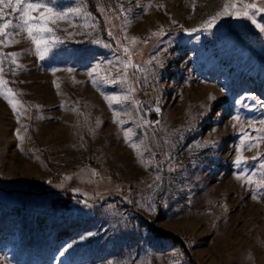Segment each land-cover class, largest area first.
<instances>
[{"label": "rangeland", "instance_id": "1", "mask_svg": "<svg viewBox=\"0 0 264 264\" xmlns=\"http://www.w3.org/2000/svg\"><path fill=\"white\" fill-rule=\"evenodd\" d=\"M30 2L64 14L63 42L41 61L10 27L0 47V264H264V33L204 28L264 0ZM76 189L83 203L51 206Z\"/></svg>", "mask_w": 264, "mask_h": 264}, {"label": "snow or ice", "instance_id": "2", "mask_svg": "<svg viewBox=\"0 0 264 264\" xmlns=\"http://www.w3.org/2000/svg\"><path fill=\"white\" fill-rule=\"evenodd\" d=\"M0 5L3 6V8H9L11 9V12L9 14H5L2 10H0V37H5V39L0 40V47L7 46L8 39L11 37V33H8L6 30L10 27L16 28V29H23L27 32L28 36L31 38L32 43L35 45V53L39 60L43 61L47 54L51 51L53 47H55L57 44L62 43L63 41L60 40L59 37H56L53 35L54 29L49 27L50 24H56L58 20H63L65 18L64 14H53L52 10L48 8L46 5H44L41 2L32 3L30 0H0ZM41 9H43L41 11ZM74 11H79L74 10ZM38 12V15H33V13ZM255 12H264V8H257L255 3L253 4H243L242 8H238L237 4L233 2L231 5L225 4L223 11L218 12L216 16H214L211 20L207 21L204 25V28L211 29L218 18L222 16H232V17H244L248 20H251V22L257 27V29L264 33V26H262L260 23H257V21L253 18V14ZM19 13L18 19L21 21L19 24H13L12 19H9L8 16L12 14ZM87 27V26H86ZM193 31H199V29H195ZM34 33L36 35H34ZM109 36H112V33L109 32ZM114 38V37H113ZM133 43H135V38H133ZM119 44V41L117 42ZM106 47L108 45H105ZM125 53L129 52V49L125 47L123 49ZM17 53H7L6 57L11 58V62L15 63V57L17 56ZM3 59H0V74L4 72L3 68ZM129 64L131 63V58H129ZM164 66L163 60H157L156 67L160 68ZM119 67V65H117ZM125 67H128V64L125 65ZM100 68V64H96L94 67L90 69L88 72L89 77H93L94 75H98L97 69ZM58 71L57 70H53ZM66 71L71 72L72 69H66ZM110 75V74H108ZM113 83L116 81L113 80ZM6 81L2 80L0 78V84H5ZM8 91H11L10 89ZM5 99L8 100V103L12 106L13 112L16 111V105L13 103L12 100L8 99L7 96H5ZM210 99H212L210 97ZM255 99V98H253ZM113 102L116 103V98H113ZM159 109H157L158 111ZM238 119V118H236ZM252 122H250L251 125ZM260 125L264 126V120L259 121ZM195 129H189V132L194 131ZM260 131H264V127L260 129ZM183 137H177V139H182ZM22 139V138H21ZM245 139H249L248 137H245ZM260 142H264V137L259 138ZM243 143V141L241 142ZM256 145L249 144V148L254 147ZM239 152V150H237ZM255 159V158H254ZM242 163L241 157L238 155L236 160L234 161V165L239 168ZM261 168H264V164H261ZM239 178V177H238ZM159 177H157V182H159ZM249 183H251V180H249ZM151 187H155V185H151ZM261 187L264 188V182L261 183ZM253 199H256L255 196L252 197ZM162 199V197H161ZM156 202L152 201L149 205H147V209L149 213L151 214L153 211L156 210ZM97 233H94L92 231H88L86 233H82L79 237V241L77 242H83L87 240L89 237L95 236ZM73 247V244H69L67 247L62 249L59 253L61 257H63L71 248Z\"/></svg>", "mask_w": 264, "mask_h": 264}, {"label": "trees", "instance_id": "3", "mask_svg": "<svg viewBox=\"0 0 264 264\" xmlns=\"http://www.w3.org/2000/svg\"><path fill=\"white\" fill-rule=\"evenodd\" d=\"M25 184H19V186H21V187H25L24 186ZM9 192H13V191H16V189H10V190H8ZM7 191V192H8ZM69 195H65V196H63L64 198H63V202L61 203V202H59V201H55V200H53L52 201V205L51 206H53V208H59V207H64V206H68L72 201H76V202H78V203H83L84 201H85V198H86V196L88 195V193L87 192H84V191H80V190H74V191H70V192H67Z\"/></svg>", "mask_w": 264, "mask_h": 264}, {"label": "built area", "instance_id": "4", "mask_svg": "<svg viewBox=\"0 0 264 264\" xmlns=\"http://www.w3.org/2000/svg\"><path fill=\"white\" fill-rule=\"evenodd\" d=\"M82 166H83V164H81V163H77V164H75V165L72 167V171H73V172H77V170L81 169Z\"/></svg>", "mask_w": 264, "mask_h": 264}, {"label": "bare ground", "instance_id": "5", "mask_svg": "<svg viewBox=\"0 0 264 264\" xmlns=\"http://www.w3.org/2000/svg\"><path fill=\"white\" fill-rule=\"evenodd\" d=\"M189 6V5H188ZM190 6L193 7L192 3L190 2Z\"/></svg>", "mask_w": 264, "mask_h": 264}]
</instances>
